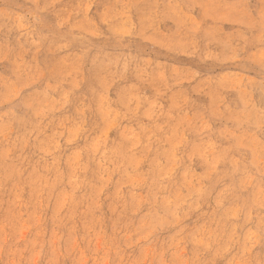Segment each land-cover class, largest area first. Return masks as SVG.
<instances>
[{"label":"rangeland","instance_id":"obj_1","mask_svg":"<svg viewBox=\"0 0 264 264\" xmlns=\"http://www.w3.org/2000/svg\"><path fill=\"white\" fill-rule=\"evenodd\" d=\"M0 264H264V0H0Z\"/></svg>","mask_w":264,"mask_h":264}]
</instances>
